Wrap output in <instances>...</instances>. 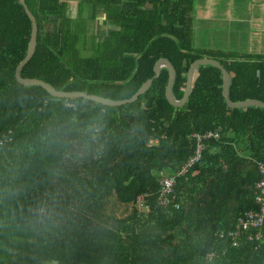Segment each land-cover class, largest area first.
Listing matches in <instances>:
<instances>
[{"label":"trees","instance_id":"trees-1","mask_svg":"<svg viewBox=\"0 0 264 264\" xmlns=\"http://www.w3.org/2000/svg\"><path fill=\"white\" fill-rule=\"evenodd\" d=\"M194 2L77 0L72 16L64 0H25L37 42L20 77L121 101L165 59L179 101L190 65L214 60L232 102H264V55L195 48ZM30 35L20 2L0 0V264H264V219L237 230L259 209L264 108L228 107L213 66L195 71L182 107L166 100L165 68L131 104L51 97L16 82ZM209 132L218 137L178 175L197 152L193 134ZM161 173L175 177L167 207Z\"/></svg>","mask_w":264,"mask_h":264},{"label":"water","instance_id":"water-1","mask_svg":"<svg viewBox=\"0 0 264 264\" xmlns=\"http://www.w3.org/2000/svg\"><path fill=\"white\" fill-rule=\"evenodd\" d=\"M20 4L23 6L28 18L31 21V35H30V40H29V45H28V51L25 59L19 64L15 71V79L16 82L23 87H40L43 89L45 92H47L51 97H56V98H66V99H71V98H83L86 100H91L98 102L103 105L111 106V107H117V106H122L126 104H131L134 103L139 96L143 95L152 85L154 80H157L160 76V70L162 68H165L168 71V84L165 89V97L167 102L174 106V107H182L188 98L191 86H192V80H193V75L195 71L198 70L201 66H213L217 68L221 74H222V95L224 97V100L227 104L228 107L230 108H246V107H251V106H256V107H262L264 108V102L256 100V99H248L245 101L241 102H232L229 98V83H230V75L227 73V71L216 61L214 60H199L197 62H194L193 64L190 65L186 77V87L184 94L181 98V100L177 101L174 99L173 94H172V85L174 83L175 79V72L172 67V65L165 59H161L156 64L154 65L153 72H154V77L147 81L145 84L142 85L141 88L138 89V91L135 93V95L130 98V99H125L121 101H111L96 95H90V94H83V93H59L55 90H53L50 86L47 84L37 81V80H24L20 77V72L22 68L32 59L36 47V42H37V24H36V19L28 9L27 5L25 4V0H18Z\"/></svg>","mask_w":264,"mask_h":264},{"label":"rangeland","instance_id":"rangeland-1","mask_svg":"<svg viewBox=\"0 0 264 264\" xmlns=\"http://www.w3.org/2000/svg\"><path fill=\"white\" fill-rule=\"evenodd\" d=\"M64 1L69 4V13L74 16L77 0ZM226 2L227 0H195L193 16L194 18H197L198 15L205 16L204 14L207 13L205 9H207L208 4L210 5L209 7H211L212 4L215 12L223 9L224 16H227L229 15L226 11L227 8L224 9ZM100 16L103 17L102 15ZM230 16L233 17L234 15ZM242 16L245 18L247 17L246 15ZM198 23V21H195L192 30L193 46L195 48L232 50L237 51L239 55H256V53L253 52L256 51V48L250 46V24L248 22L244 24L234 23L228 25L221 21V23H214L215 27H213V25H208L209 23H205V25H195ZM102 29L106 31L107 26L105 23ZM257 49L264 51V44H261Z\"/></svg>","mask_w":264,"mask_h":264},{"label":"built area","instance_id":"built-area-1","mask_svg":"<svg viewBox=\"0 0 264 264\" xmlns=\"http://www.w3.org/2000/svg\"><path fill=\"white\" fill-rule=\"evenodd\" d=\"M212 136L218 137L217 134H212L211 132L207 133L204 136H200L198 134H193V137L198 140V148L197 152H195V155L191 157V159L188 161V163L182 168V170L179 172L178 175H182L186 173L188 169L193 167V165L198 164L201 160L202 156V150H203V145H202V140L205 138H211ZM259 172L260 175L262 176V179L259 181L257 184L256 188L258 190V194L255 197V203L258 206V211H247L243 215H241L238 218L237 221V230H244V231H250L251 229H259L263 223L264 219V166H259ZM160 179H159V193H158V203L162 206H169L172 203V199L170 198L173 189L175 186V177L174 176H169V175H164L160 174ZM145 195L140 196L137 199L136 202V207L138 210H143L145 208ZM177 208V207H176ZM236 235V233L234 234ZM260 235L256 234L255 239L258 240Z\"/></svg>","mask_w":264,"mask_h":264},{"label":"crops","instance_id":"crops-1","mask_svg":"<svg viewBox=\"0 0 264 264\" xmlns=\"http://www.w3.org/2000/svg\"><path fill=\"white\" fill-rule=\"evenodd\" d=\"M209 6L208 4L205 9L207 10L205 16L198 15L197 18H194V23L195 21L199 22L195 25L209 23L208 25L215 27L214 23H221V21L228 25L248 22L250 24V46L256 48V51H253L256 55H264V51L257 49L261 44H264V0H227L224 8H227L226 11L229 14L227 16H224L223 9L215 12L212 4L211 7Z\"/></svg>","mask_w":264,"mask_h":264}]
</instances>
